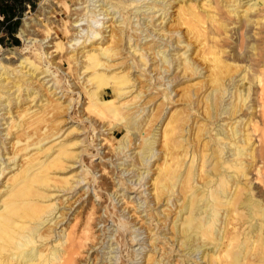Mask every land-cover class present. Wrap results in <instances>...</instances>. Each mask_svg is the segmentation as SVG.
<instances>
[{"label": "bare ground", "instance_id": "bare-ground-1", "mask_svg": "<svg viewBox=\"0 0 264 264\" xmlns=\"http://www.w3.org/2000/svg\"><path fill=\"white\" fill-rule=\"evenodd\" d=\"M91 1L97 2L98 0ZM114 1L112 3L105 0V4L109 2L112 9L136 8V13L140 8H144L142 5L137 6V0ZM168 1L152 0L150 6H147V10L151 9L153 14L160 12L157 16L162 22L168 15V6L170 5ZM186 1L180 0L181 3L177 6L175 17V25L185 28L182 38L176 36L169 43L166 38L162 47H159V42L151 39L154 42L153 45L143 47L138 44L141 41L140 33L136 44L125 46V49L133 47L132 51L128 53L138 58L136 61L138 66L140 65L138 63L146 66L151 59H157L154 63L157 76L154 79L160 81L151 84L150 89L155 88L161 93L162 100L155 107L156 110L159 109L160 113H163L168 103L175 102H168L173 101L171 98L173 89L165 87V85L176 77L166 82L164 80L171 66L174 65V69L179 68L182 77L185 75L186 81L203 74L200 76L203 77L201 80L185 86L181 95L185 102L184 106L181 109L173 110L163 120V114H161V117L158 118L160 120L154 123L149 136H143V127L157 118L158 111L153 112L154 109H152L150 113H146L147 115H141L146 107L138 108L133 105L136 96L128 100H120L121 95L127 93L124 92L125 88L131 85L130 75L128 72L108 73L100 69L104 67L109 69L113 66L110 64L113 59L111 43L84 52L83 67L90 71L88 84L83 83L81 87L87 99V107L84 110L88 111V118L93 115L121 132L120 139L116 140L114 135L111 137L114 153H123L124 149L135 143L136 138V141L139 138L143 142L140 147H137L138 152L135 155L138 165L141 166L139 168L144 169L143 172L136 173L137 183L125 180L120 176L122 181L120 184L124 185L129 182V188H134L137 185V188L144 186L150 180L148 174L145 173L150 172L151 166L160 160L154 168L155 176H150L152 188L151 192L146 194L143 204H145V209L148 208L146 216L149 217V223L153 218L152 222L154 219H156V223L160 222L158 226L161 224L163 227L166 224L170 225L173 231L171 240L178 244L177 250L185 251L189 257L194 252L198 253L205 246H210L209 250L201 251V258L204 259L205 264H261L264 263V78L261 80L255 69L258 62L253 57V50L246 56L249 65H244L243 68L223 50H227L229 47L228 52L233 51V54L239 57L240 54L234 52L236 48L230 45L232 36L227 33L234 28L235 24L253 25L254 27L259 20L264 21V15L261 14L263 10L259 11L261 10L258 6L260 0H200L198 5L191 0L189 3ZM84 2L86 1L77 2L72 9L64 0L60 2L68 12L70 19L68 24L67 21L63 22L64 36H67L69 28H78L77 25H72L74 22L84 21L83 17L91 18V20L96 18L97 14L94 9L91 11L94 13L92 16H87L88 12L83 14L82 11L87 9V6L81 5ZM44 4L41 11L45 14L47 10H51L52 4L51 1ZM243 6L246 7L239 10ZM103 8L102 6L99 11H102ZM108 11L109 9L106 8L103 15L111 14ZM145 11L140 13L144 15V18L147 17ZM242 11L243 13H241ZM115 12L113 11L112 14ZM112 14L110 20L113 23L118 17L113 20ZM74 16L76 17L73 18ZM121 16L123 18L119 21L121 23L117 26L114 25L116 30L118 29V33H114L112 29L111 34L108 35L111 42H114L116 38L123 40L122 34L126 31L127 25L133 28L132 18L138 17L139 14L131 16L130 12H125V15L121 14ZM154 17L156 14L151 15L150 18ZM32 20L23 19L17 34L26 42H37V50H40L42 56L45 55V52L41 51V41L47 37L36 40L32 36L34 34L30 28ZM139 20L138 18V23H140ZM161 22L159 25H162ZM144 23L145 19L139 25L140 27H135L133 30L143 29L142 25L148 28V25ZM151 25L154 26V23ZM88 27L91 29L90 25ZM159 30L169 33V37L174 33L181 34L179 29L171 27L166 29L163 25ZM81 31L80 29L76 30L71 35H75L74 39H76ZM103 32L99 29L93 30L83 38L82 43L94 38L96 39L91 42L99 39L102 42L106 37L103 36ZM151 35L152 32H147L143 38ZM155 35L159 40H162L166 34L156 33ZM232 35L234 36V31ZM70 40L66 41V45L60 42L52 46H55V50L58 48L62 50L65 45L66 49L69 48L67 44ZM181 42L186 43L182 46ZM172 43H177V48L173 49L174 54L168 55L165 51L168 50V46H172ZM188 51L191 53L187 54ZM152 54L153 57L150 58ZM191 54L197 55L203 60V64L205 63L207 66V75L204 76L202 71L205 66L191 57ZM10 58L12 56L3 58L4 62L12 63ZM28 59L25 58L23 61L29 62L33 68L32 71L40 69L41 59L36 54L34 60L28 61ZM67 59L70 62L74 61L72 68L69 69L79 72L75 67L78 64V59H75L74 54H69ZM262 62L261 73L264 76V57ZM18 63L17 67L8 70L7 65L0 62V70L6 74L4 78H1L2 73H0V111L5 109L4 106L9 107L5 113H1V119H5L4 114L11 113L10 106L12 104L19 107L23 99L36 93L30 91L28 77H24L25 75L21 71L22 61ZM141 69L145 70V68ZM13 72L19 75L17 77L19 79L13 80L10 77L9 74ZM233 72H237V74L235 75ZM32 75L33 73H29L27 76ZM77 75L80 76V72ZM9 84L11 85L8 86ZM162 86L164 87L161 88ZM254 86H257L256 90L260 89L259 93L254 90ZM12 88L14 90L10 92ZM45 105L46 102L36 109L23 107L15 115L16 121L9 117L11 120L8 128L14 130H10V135L14 139L11 145L15 147L9 160H12V164L16 168L9 169V172L12 170L13 173L6 178L4 189L0 191V264H90V258H87V255L81 259L82 249L87 246L85 251L88 252L89 249H93L99 244L100 241L97 239L100 236H95L91 229L108 220L102 215H96L97 207L95 208V206L97 205L90 202L91 206L85 215L74 214L73 218L64 227H61V222L66 216L61 212L57 216V205L48 202L52 196L48 194V191L52 188L62 191L71 189L69 177H59L57 172L66 168L68 159L75 156L71 150V146L74 144L66 143L62 138L60 139L63 133L59 136V123L55 119L60 107L59 102L53 99L48 108L44 107ZM200 107L201 113H203V118L200 117L202 121L199 122L200 119H195L194 122H191L193 117L200 115ZM50 111L54 117L52 120L48 118ZM161 121L164 122L160 134L162 150L156 151L154 146L159 140L154 138L156 137L154 129ZM0 124H6V121ZM95 129V126L91 127L90 133ZM7 135H9L8 132L4 134V136ZM91 137L88 135V140H96V137L94 138L92 135ZM46 140L49 141L46 142ZM94 146L96 147L97 143ZM17 157L18 161L21 158L19 164L15 163ZM154 157V163L149 164L148 161ZM84 166V164L81 165V167ZM113 168L117 169L116 166ZM94 170L95 168L88 169L92 182L97 179L93 174ZM125 170L118 173L123 175ZM146 179H148L147 182H144ZM114 188L115 185L107 184L104 177H101L93 188L96 190L95 200H99L106 192L114 211L108 210L105 213L107 217L112 219L116 217V221H118L115 222L119 227L116 230L118 234L116 235L115 230L114 234L111 232L107 242L114 236H116L115 238L121 236L122 239H125V231L130 230L128 237L132 243L138 240L136 239L138 234H135V231L131 229L136 223L125 219L124 215L116 208L117 205L114 203L116 199L114 198L117 192L113 190ZM111 189L113 197L108 194ZM149 194H152V197L146 201ZM124 197L125 195L122 198ZM158 203L166 206L163 213L162 210H156V207L152 208L153 204ZM132 204L136 214L140 209L139 204L142 203L133 199ZM172 206H175L174 212L169 217ZM145 209L139 213L147 212ZM160 213L163 214L162 219L161 216L157 218ZM140 218L142 221L143 218ZM153 228L155 227L153 226ZM157 229L152 236L150 234L148 236V239H151L150 243H153L154 246L151 247L150 244L152 254L145 259V264H167L164 263L165 257L157 258L156 255V238L153 236L159 238L163 236ZM101 233L104 234V232ZM94 239H96L95 243H93ZM162 239L169 242V238L162 237ZM103 240L104 237L101 241L104 243ZM112 244L113 242L106 247L109 249L108 254L112 252ZM141 248L140 245L138 249ZM131 250L133 251L130 255L136 257L132 247ZM175 250L176 247L173 251ZM96 255L99 256V250H96ZM95 258L98 263L94 264L101 262L108 264L113 259L112 256L103 258V254ZM119 264H127V262L122 259ZM183 264L186 262L183 261Z\"/></svg>", "mask_w": 264, "mask_h": 264}, {"label": "rangeland", "instance_id": "rangeland-1", "mask_svg": "<svg viewBox=\"0 0 264 264\" xmlns=\"http://www.w3.org/2000/svg\"><path fill=\"white\" fill-rule=\"evenodd\" d=\"M22 12H18V8H16V16L14 18L16 29L13 34V36H9L6 33V28L3 26V24H0V62H2L4 65H7L8 70H11L14 67L18 66V62L22 61L21 71L24 73V77H28L29 87L30 91H34L36 93H33L29 96L27 99H23L21 102V106H10L11 113L4 114L5 119L0 118V123L3 122L6 124H0V191H3L4 189V181L6 178L13 173L12 170L9 172V169H15L16 166H13L12 160H9L11 157V154L13 151H15V147L11 145L14 141L13 136L10 134V130L8 125L10 123V118H14L15 115L23 109V107H32V109L38 108V106L43 105L46 102V105L44 107L48 108L51 100H55L56 102H59V110L57 112V116L55 119L58 121L59 126V136L60 139L62 138L66 143H73L74 145L71 146L72 152H74L75 156L73 158L68 159L66 162V168L60 170L57 172V176L59 177H69V182L71 184V189L67 191H62L60 189H50L48 191L50 196L48 202L49 203H55L57 205L56 211H58L57 216L61 212L66 217L62 220L61 227H64L68 221H70L74 214L76 215L79 213V215H85L89 210L88 208L91 206V204H95V208L97 207L96 215H102L104 218H108L107 221L104 223H99L97 226L91 229V231L94 233V235H99L100 238L97 239L99 244H97L93 249H89L88 252L85 250L87 249V246L82 249V257L83 259L84 255H87V258H90V264H94L95 262L98 263V260H96L95 257L101 256L103 254V258H108L110 256L113 257V259L109 263L113 264H119L122 259L127 262V264H145V259L152 254V248L154 244L150 243L151 239H148V236L153 235L156 228L160 231L161 238L153 236V238H156L155 246L157 248L156 255L157 258L165 257L164 263L167 264H183V261L186 262V264H205L204 259L201 258L202 256V250L207 251L211 247L205 246L204 248L200 249L198 253L194 252L191 256L188 257V254H185V251L180 252L178 249V244H176V241L174 243L171 239H173V231L170 227V225L166 224L165 227L160 222L156 223V219H154V222H152L153 218L150 219L149 223V217L146 216V213H148V208L145 209V204H143L145 196L147 193L151 192V177L154 175V168L159 163L160 160H157L156 163H154V158L149 160V164L154 163V165L151 166L150 172L145 173L148 174V179H150L148 182L146 179L144 182H147L144 186H141L139 188L138 185L134 188H129L130 184L129 182L127 184H120L122 181L120 179V176L123 178L128 179V181H135L137 183V176L136 173L138 171L143 172V168H139L141 166L138 165L137 160L135 159V155L138 152L137 147H140L142 145V141L138 140L135 143H132L129 148L124 149L123 153L117 154L113 152V141L111 139L112 135L116 136V140L121 138V132L116 130L112 125L108 126L106 121H102L93 115H90V118H88V111L84 110L87 107V99L84 95L83 91L81 90L82 84H88L87 80L89 77V70H85V67H83V60H85L84 52L85 51H91L90 49H96L101 46H105L108 44H111V54L113 56V59L110 61V64L113 66L109 69L100 68L103 70V72H128L131 78V85L125 88L124 93L121 95V101L128 100L136 96L135 103L133 105H136L138 108L140 106H145L144 112L141 114L150 113L153 110L158 111L157 118H155L152 122L149 124H146V126L143 127L142 135L145 137L149 136V133L151 132L154 123L157 122L158 118L162 116V120L165 119V117H168L169 113H171L175 109H181L184 106V101L182 99V94L185 90V86L201 80L203 77H200V75L197 78H192L190 81H186L184 77H182V72H180V69H174V65L171 66L170 71L167 72L165 75V82L169 81L172 78V81H170L168 84L165 85L169 88L173 89V92L171 93V98H173V101L168 102H174V103H168L166 109L163 111V113H160L159 109H155L157 104H159L162 100L161 93L153 88L150 89L151 84H156L160 80L154 79L157 75V71L155 68L154 63L156 62L155 59H151L149 62H147V65L144 66L142 63L139 66L137 65V57L131 56L128 52L132 51L133 47L131 49L126 48L125 46H130L136 44L137 40H139L138 36L141 33L140 36V43L139 45L143 47H148L153 45V41L151 39L156 40L160 43L159 47H162L165 43V39L167 38V42L173 41V39L177 36L179 38H182L183 33L185 32L184 27H178L175 25V17L177 13V6L181 3L180 0H169L170 5L168 6V15L166 18L161 22L160 19H158V16L160 12L152 13L151 9L147 10V6H150L152 0H137V6H144V8H140L138 10V13L135 12L136 8L132 9H122L116 8L112 9L110 6V3L108 2L105 4V0H98L97 2H92L91 0H84L86 2L82 3V6H87V9L83 10V14L87 13V16H92L94 13H91V11L94 9L96 15V18L94 20H91V18L85 19L86 17H83L84 21L74 22L72 25L76 26L78 28H69V32L67 36L63 35L64 25L63 22L70 21L68 17V12L65 11L63 5H61V1L63 0H24ZM47 1H51L52 6L50 7L51 10H47L44 14L42 12V7L45 5L44 3ZM68 5L71 6V9L74 8L77 2H81L83 0H64ZM95 1V0H93ZM112 3H114V0H108ZM200 0H191V2H195L197 5ZM4 2V0H0V3ZM187 3L190 2V0L186 1ZM80 5V6H81ZM79 6V5H78ZM104 7L103 10L99 11L101 7ZM259 10L261 14L264 15V0H260L258 4ZM246 6L240 7L239 10L242 8L244 9ZM108 8L111 14L113 11H116L113 15V20L117 18L115 22L112 23V20H110L111 14L105 16L103 15L104 10ZM128 10V11H127ZM146 10V11H145ZM85 11V12H84ZM145 11V15H147L146 18H144L143 14H140ZM125 12H130L131 16L134 14H139L138 17H133V28L140 27L141 23H143V20L145 19V23L148 25V28L144 25L141 26L143 29H136L133 30V28H130V26L127 25L126 31L122 34L123 40H116L114 42L110 41L109 34H111L112 29L114 33H118V29L114 27V25H118L119 21H121L123 18L121 14L125 15ZM243 13V11L241 12ZM120 14V15H119ZM156 14V17L151 19V15L154 16ZM74 16L73 18H75ZM169 17V18H168ZM33 19L31 22L30 28H32L34 38L36 40L43 39L47 37L46 39L41 41V51L45 52V55L43 54L41 56L40 50H37V42H26L23 38L19 37L17 34L19 27L21 26L23 19ZM138 18L140 19L138 23ZM161 24L164 26V28L171 27L172 29H179V32L181 34L176 35L174 33L169 37V33L167 32H161L159 30ZM154 23V26L151 24ZM91 26V29L88 26ZM110 25V26H109ZM122 25V24H120ZM243 25V26H242ZM235 24L234 28L229 30L227 35L232 36L230 39V45L234 46L236 51L239 55L237 57L236 54H233V51L230 53L228 50L230 49L228 47L225 51L226 54H229L231 58L236 60L238 64L241 66V68L244 67V65H249V62L246 60V56L249 54L250 51L253 50L254 55L253 57L257 59L258 64L255 65V69L258 73V76L261 78H264L263 73H261V68L263 66L262 59L264 57V21H258L254 27L253 25H244V24ZM107 26V27H106ZM233 26V25H232ZM69 27V26H68ZM130 28V29H129ZM82 30L78 35L77 38H75V35H71L76 32V30ZM103 30V36H106L105 39L101 42V39L97 41H93L94 39H91L87 42H83V38L87 36L88 34L92 33L93 30ZM147 29V30H145ZM154 29V30H153ZM156 29V30H155ZM234 31V36L232 35ZM147 32L151 33V36H147L143 38V36L147 35ZM231 32V33H230ZM162 34L165 33L166 35L162 38V40H159L157 38V35L155 34ZM254 34V36H253ZM115 36V34H112ZM155 35V36H154ZM68 37V38H67ZM100 37V35H98ZM71 39V40H70ZM234 39V40H232ZM255 39V41H254ZM259 39V40H258ZM70 40L67 46L69 48L65 49L66 41ZM258 41V42H257ZM63 43L65 44L63 49L60 48L55 50V46H52L53 44L57 43ZM232 42V43H231ZM249 42V43H248ZM254 42V43H253ZM186 42H181L182 46ZM130 44V45H129ZM177 43H172V46H168L165 52L168 53V55H172L175 53L173 49L177 48ZM249 44V45H247ZM86 47H83L85 46ZM252 45V46H251ZM122 46H124L122 48ZM166 48V47H164ZM73 50V51H72ZM155 51L157 49H154ZM177 50V49H176ZM72 51L71 53H69ZM243 54H241V53ZM48 53H50L48 55ZM181 53V51H180ZM191 51H188L187 54H190ZM224 53V54H225ZM35 54L41 59V67L40 69H37L36 71H32L33 68L29 65V62L25 63L23 61L25 58H29V60H34ZM69 54H74L75 59H78V64L75 65V67L80 72V76L77 75L79 72H75L73 69H71L73 66V62H71L67 59V56ZM149 54V52H148ZM12 56L10 58L13 62L12 63H6L4 62L5 57ZM191 57H194L202 66H205L204 70V76L208 74L207 66L204 63L203 60L199 58V56L191 54ZM236 56V57H235ZM153 57V54L150 56V58ZM239 58V59H238ZM248 58V57H247ZM54 59V60H53ZM66 59V60H65ZM49 61H52L49 63ZM175 63V61H173ZM70 64H72L70 66ZM26 65V67H25ZM58 66V67H57ZM70 66V67H69ZM141 68H145V70H142ZM46 73H44L43 71ZM42 71V72H40ZM11 72V71H10ZM69 72V73H68ZM71 72V73H70ZM0 73H2V77H5V73L3 70H0ZM29 73H33L32 76H27ZM233 74H237V72H233ZM13 80H17L19 75L17 73L13 72L9 74ZM53 78L52 80H50ZM82 82V83H81ZM73 84V85H72ZM9 84L8 86H10ZM158 86V85H156ZM162 86L161 88H163ZM259 88V87H258ZM257 89V86H254V90ZM14 88L10 90L12 92ZM138 91L140 92L138 94ZM260 89L256 90L257 93H259ZM107 99V97H106ZM32 100V101H31ZM5 104V103H4ZM132 105V106H133ZM4 110L0 111L1 113H5L7 110H9V107L4 106ZM152 112V113H153ZM147 115V114H146ZM8 116V117H7ZM203 113H201V107H200V115L193 117V120L191 122H194L195 119H200L202 121ZM49 119H54L53 113L50 111L48 114ZM157 119V120H156ZM16 121V120H15ZM153 125H152V124ZM162 125V126H161ZM95 126L96 129L90 133L91 127ZM149 126V127H148ZM164 122L161 121L156 125L154 129V133H156V137L159 141L154 146V150H162L161 147V130L163 129ZM147 127V129H146ZM8 128V130H7ZM14 131V130H13ZM7 132L9 135L4 136V134ZM147 132V133H146ZM88 135L91 137V135L96 140H88ZM160 138V139H159ZM49 140H46V142ZM139 142V143H138ZM142 142V143H141ZM97 143V146L95 147L94 144ZM160 143V144H159ZM97 152V153H96ZM94 153H96L94 156H92ZM3 154V157L1 158V155ZM121 157V159H120ZM21 160V158H20ZM18 161V157L15 159V163L19 164L21 161ZM85 165L84 167H81V165ZM112 165V166H111ZM113 166H116L117 169H114ZM95 168L93 171V174L96 176V181L92 182L90 178V174L88 172V169ZM126 168V170H125ZM123 175H120L118 172L124 171ZM3 172V173H2ZM2 173V174H1ZM101 177H104L107 184H112V186L115 185V188L113 189L115 192H117L116 197L114 199V203H116V208L121 212L122 215H124L125 219L130 220L132 223H136L132 226V230L135 231V234H138L134 242L131 243L130 238L128 237V233L130 230L125 231L124 236L125 239H122V237L116 236L112 237L109 242L108 239L110 238L109 235L112 232L114 234V230L116 232V235L118 232L119 227L116 226V223L118 221L115 217L112 219L111 217H107L106 213L108 210H113L112 204L109 203L108 196H106V192L103 194L99 200H95V194L96 190L93 189L97 182L100 180ZM113 190H109L108 194H111L113 197ZM119 190V191H118ZM143 191L142 193L140 191ZM112 192V193H111ZM264 193V192H263ZM123 195H125L124 198ZM152 194L148 195L147 200L151 199ZM130 197V198H127ZM132 199V200H131ZM133 199L135 201H140L142 204H139L140 209L137 210L136 214L134 213L133 208ZM91 204L89 205V203ZM153 203V202H152ZM101 207V210L99 211V208ZM105 207V209H104ZM156 207V210H162L166 209L165 205L153 204L152 208ZM171 214L172 216L174 212L175 206L171 207ZM142 209H145L147 212H141ZM116 210V209H115ZM155 211V210H153ZM160 213L159 216H161V219L163 218V214ZM106 216V217H105ZM96 217V216H95ZM140 217L143 218L142 221H140ZM67 219V220H66ZM160 219V220H161ZM115 220V221H112ZM66 221V222H65ZM116 222V223H115ZM106 225V226H105ZM105 226V227H104ZM153 226L155 228H153ZM104 228V231L102 229ZM107 228V229H106ZM120 230H122L120 228ZM150 230V233H148ZM107 231V232H105ZM101 232H104L101 233ZM103 236H102V235ZM106 235V236H104ZM104 237V243L101 242ZM162 237L169 238V242H166ZM119 241H118V240ZM127 239V240H126ZM175 239V238H174ZM95 240L93 243H95ZM122 240V241H121ZM153 240V239H152ZM107 242V244H106ZM112 244V252L108 254L109 249L106 248L107 246ZM123 242V243H122ZM102 243V245H101ZM129 244V248H128ZM151 244V247H150ZM173 244V245H172ZM127 245V246H126ZM131 245V246H130ZM142 246L141 249H138L139 246ZM102 247V248H101ZM132 249H134V255H137L136 257H133L130 255ZM176 247V250L173 251ZM111 249V248H110ZM138 249V250H137ZM96 250H99V256L96 255ZM163 253V254H162ZM162 254V255H161ZM165 254V255H164ZM86 258V259H87ZM108 261V259H107ZM108 263V264H109ZM102 264V262L100 263ZM264 264V263H261Z\"/></svg>", "mask_w": 264, "mask_h": 264}, {"label": "trees", "instance_id": "trees-1", "mask_svg": "<svg viewBox=\"0 0 264 264\" xmlns=\"http://www.w3.org/2000/svg\"><path fill=\"white\" fill-rule=\"evenodd\" d=\"M24 2V0H4V2L0 3V15L2 16L0 24H3L9 36H13L16 29L14 21L16 8H18L19 13L22 12Z\"/></svg>", "mask_w": 264, "mask_h": 264}, {"label": "built area", "instance_id": "built-area-1", "mask_svg": "<svg viewBox=\"0 0 264 264\" xmlns=\"http://www.w3.org/2000/svg\"><path fill=\"white\" fill-rule=\"evenodd\" d=\"M0 19H2V16L0 15Z\"/></svg>", "mask_w": 264, "mask_h": 264}]
</instances>
